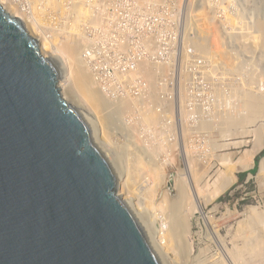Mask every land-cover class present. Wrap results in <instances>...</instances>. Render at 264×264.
Listing matches in <instances>:
<instances>
[{
  "label": "rangeland",
  "instance_id": "rangeland-1",
  "mask_svg": "<svg viewBox=\"0 0 264 264\" xmlns=\"http://www.w3.org/2000/svg\"><path fill=\"white\" fill-rule=\"evenodd\" d=\"M2 1L11 12L18 5L30 13L13 12L20 14L43 51L44 43L45 48L51 44L64 51L63 45L70 47L75 40H84L79 51L67 52L69 57H65L72 80L66 86H74L76 92L78 67L82 64L90 71L84 56L86 33L81 26L93 1L75 0L85 15L79 18L57 15L53 0ZM173 10L184 14L165 15L154 10L153 18L142 23L144 29L136 28L138 36L129 38L127 34L125 40L134 45L132 51L140 50L152 61L139 67L140 74L129 72L134 64L123 70L125 65L113 57L117 48L104 54L114 60L107 66L116 84L129 83L123 96L131 100L132 94L138 93L132 97L136 103L125 98L129 105L113 110L105 96L103 101L98 95L85 94L86 99L82 88L83 93L80 89L79 94L74 93L81 102L76 103L69 88L62 93L82 113L95 116L112 157L122 152L120 161L129 177H124L121 196L132 201L135 213L147 217L150 234V225L155 226L153 238L163 264H264V104L261 99L258 112L252 110L255 106L246 108L243 101L253 93L264 100V0H183L180 6L174 4ZM31 19L41 30L37 34L32 33ZM147 31L167 37L162 40L164 45L147 48ZM48 47L44 54L49 57H45L58 60ZM124 49V55L130 52L124 53ZM186 158L190 160L189 183L199 184L204 214L192 216L189 226L185 219L183 224L189 227L185 236L180 224L169 218L177 207L179 182H188ZM241 173L245 176L240 179ZM163 175L169 176V184L164 190H155Z\"/></svg>",
  "mask_w": 264,
  "mask_h": 264
},
{
  "label": "water",
  "instance_id": "water-1",
  "mask_svg": "<svg viewBox=\"0 0 264 264\" xmlns=\"http://www.w3.org/2000/svg\"><path fill=\"white\" fill-rule=\"evenodd\" d=\"M67 82L0 4V264H162Z\"/></svg>",
  "mask_w": 264,
  "mask_h": 264
},
{
  "label": "bare ground",
  "instance_id": "bare-ground-1",
  "mask_svg": "<svg viewBox=\"0 0 264 264\" xmlns=\"http://www.w3.org/2000/svg\"><path fill=\"white\" fill-rule=\"evenodd\" d=\"M18 1H20V0H18ZM35 2H37V1H40V2H42V0H34ZM16 3H17V1H16ZM43 3V2H42ZM0 4H2V6L6 9V10H8L7 9V5H5V4H7L6 2L4 3L2 0L0 1ZM19 4V3H18ZM93 4H94V6L96 7V6H98V2L96 1V0H93ZM107 0H104L103 1V3H101L100 5H99V11L98 12H96V13H94L93 15H91L92 13V9H91V7H89V8H87V10H86V15H87V18L88 19H85L86 21L85 22H91V23H95V24H99V25H96L95 27H99V28H101V29H103V33H101V38L99 39V42L100 43H103V48L104 49H101V51H100V53H95V51L96 50H94V48L95 47H89V48H87V47H85V49H84V56L85 57H87V60H86V64H87V67H88V69H89V66H90V63H91V66H90V71H91V67H93V68H96V69H98L100 66H101V63L102 62H105V63H107V65H113V63H114V60H109L107 57H104V54H105V52H106V50L107 49H115V48H117L118 49V52H115V53H113V57H116V61H119L120 63H123V66L125 65V67H123V70H125V71H128V69H129V64H134V66H133V71H130L131 72V75H133V74H138L139 72H138V70H139V67H141L142 65H145V63H147V62H149L150 64H152V61L149 59V58H147L146 57V55H144V53H140V50L139 51H137V53H134L133 51H132V49H133V47H134V45H131L130 44V42H126V40H125V38H127V34H129V38H131L130 36L131 35H136V36H138L139 35V33H140V31L139 30H137L136 29V27H138V28H142V29H144V27H142L141 25H134V24H132V21L131 20H129L128 22L126 21L128 18H129V14L126 16V17H124L123 16V12H124V10H120V12H119V14L117 15V16H110L109 14H108V10H110V9H107L106 7H107ZM111 4L112 5H114V0L111 2ZM27 5V4H26ZM7 6V7H6ZM52 6H55L56 7V11H58L57 9H59V14H57V15H59V16H70V17H81L82 15L85 17V15L81 12V8H79V6H77V7H74V2H70V3H68V2H65L64 3V6H61V2L59 1V0H53V2H52ZM11 7V6H10ZM9 8V7H8ZM15 8V10L18 12V13H20V14H22L24 11L22 10V7L21 6H18V5H14V7H13V9ZM110 8V7H109ZM10 9V8H9ZM43 10V12H46V10H44V9H42ZM16 11H13V12H16ZM7 12H9L12 16L14 15L15 17H18V18H20L21 19V17H20V14H18V13H13V12H11V10L9 11H7ZM32 12V11H31ZM26 13V12H25ZM104 13H106L107 15H108V17H109V20H108V17L106 18V20H105V18H104ZM18 14V15H17ZM26 14H28V16H30V13L29 12H27ZM25 15V14H24ZM26 17V16H25ZM31 17H33V16H31ZM31 17H29V18H31ZM83 18V17H82ZM135 18H133V20H134ZM31 22H32V24L34 25V28H35V30L34 31H32V33L34 32V33H36L37 34V32L40 30V28H39V26L37 25V21H35L34 19L32 20H30ZM81 21V20H80ZM25 24V23H24ZM30 24V23H29ZM31 27H33L32 25H30ZM29 26V27H30ZM85 25L83 24V26H81L82 27V31L83 32H85L86 33V36H85V40L86 41H89L90 42V39L93 37L92 36V34H90V30H88L87 29V27H84ZM136 26V27H135ZM25 27H26V25H25ZM111 29V30H110ZM27 30H28V32H29V29L27 28ZM113 30H115V31H119V35H118V37H117V42H113V40H112V36H113V33H112V31ZM41 31V30H40ZM43 32V31H42ZM30 34H31V32H29ZM33 33V34H34ZM145 34H146V38H148L146 41H145V44L144 45H146L147 46V48L148 47H151V45L152 44H156V45H164L163 44V42H162V40L163 39H165L166 40V38L167 37H162V36H160V35H157L154 31H147V32H144ZM35 38V37H34ZM37 39V38H36ZM37 41H38V39H37ZM84 40L83 39H79V40H75V42H74V44H71V46L70 47H66L67 45H63V48H64V51H63V49L60 51V49H58L57 47H55V46H53V45H49L48 44V46H50V55H52V56H54L55 54L58 56H56L57 58H58V61L63 65V67H64V69H65V71H66V73H67V75H68V78H69V82H67V83H65L63 86H62V92L64 91V93H67L66 92V88L68 89V90H71V93L73 94V97L74 98H77L76 100H78V101H76V103L77 102H81L80 100H79V95L77 96V94H74V93H78V90L80 89V92L82 91L81 90V88L83 89V91H84V97L86 96L85 94H87V95H89L90 97L94 94V95H96V97H97V95H98V97L100 96V98L103 100V101H105L104 99H103V97L102 96H105L106 97V99L108 100V103H109V105L111 106V108L110 109H115V107H118L119 108V106H120V109L121 108H123V107H125V106H128L129 105V103L126 101L127 99L128 100H130V98H127V97H124L123 95H124V91H125V88L126 87H128V85H129V83H128V81L127 82H122V83H119V85H117L116 83H117V81L115 80V78L112 76V74L110 73V71H108L107 70V76H106V74H102L101 72H95L94 73V75L96 76V78L94 79L93 78V74L91 75V73H92V71L90 72V74H88L89 72H87V69H85V67H83L82 66V64H81V66H79L78 67V69H77V73L76 74H79V86H78V90H77V87H76V92H75V90H73V87H69L68 85L71 83V77H70V73L68 72L69 70V68H68V61H67V59L65 58L67 55H68V53L67 52H77V51H79L78 49H79V45H82V43H85V42H83ZM89 42H88V44H89ZM94 42H97V41H94ZM111 42V43H110ZM158 42V43H157ZM47 44V43H46ZM123 45H125L124 47H123ZM44 53H45V49L48 47L47 45V47L45 48V43H44ZM85 46V45H84ZM49 48V47H48ZM66 48V49H65ZM125 48V49H124ZM42 49H43V47H42ZM123 49H124V53H126L125 51L126 50H129L130 52H128L126 55H133L132 57H129V58H127V56L126 55H124L123 53H122V51H123ZM105 50V51H104ZM48 51V50H47ZM88 52H89V56H88ZM67 53V54H66ZM65 55V56H64ZM106 55V54H105ZM45 56H48L49 57V54H45ZM55 57V58H56ZM67 57H69V56H67ZM79 57V56H78ZM81 59L82 58H80L79 57V60L81 61ZM76 61V60H75ZM82 62V61H81ZM83 63V62H82ZM88 64H89V66H88ZM120 68V67H119ZM118 68V69H119ZM114 69H116L115 68V66H114ZM140 74V73H139ZM91 75V76H90ZM72 76V75H71ZM137 77V76H136ZM74 78V77H73ZM81 79V80H80ZM77 83H78V81H77ZM66 84H68L67 86H66ZM98 87V89H97V87ZM134 88V87H133ZM137 89V88H136ZM224 89V88H223ZM231 91H229V92H233L232 91V89H230ZM83 91H82V93H83ZM133 92H134V89L132 90ZM137 91H138V89H137ZM85 92H87V93H85ZM227 92V91H226ZM233 93H235V91L233 92ZM79 94V93H78ZM135 94H138V93H135ZM135 94L133 95L132 94V97L133 96H135ZM66 95V94H65ZM222 95V94H221ZM76 96V97H75ZM81 96V95H80ZM131 96V95H130ZM225 96V95H224ZM232 96H233V94H232ZM251 96V97H250ZM250 96H247V98L246 99H243V101L245 100V102H244V105L246 106V108H248V107H254V109L252 108V110H257L258 111V107H260V105L259 104H264V100H263V98H262V96L260 97V96H258V95H256V93L254 94H252V95H250ZM69 97V96H68ZM132 97H131V100H130V102H133V103H136L133 99H132ZM136 97V96H135ZM137 97H138V95H137ZM219 97V96H218ZM234 97V96H233ZM86 99H88L87 98V96L85 97ZM93 99L95 98V97H92ZM91 98V99H92ZM121 98H122V100H121ZM125 98H127L126 100H125ZM66 99V98H65ZM90 99V98H89ZM93 99H92V101H93ZM97 98H95V101L98 103V101L96 100ZM99 99V98H98ZM261 99H262V101H261ZM67 100V99H66ZM73 100V99H72ZM125 100V101H124ZM87 101H89V100H87ZM99 101H101V100H99ZM103 101H101L100 103H102ZM235 101V100H234ZM85 102V101H84ZM117 102H118V104H117ZM237 102V101H236ZM235 102V103H236ZM262 102V103H261ZM120 103V104H119ZM132 106V105H131ZM257 107V109H255ZM83 108V107H82ZM108 107H106V109H107ZM250 108V109H251ZM262 108V107H261ZM260 108V109H261ZM109 109V110H110ZM124 109V108H123ZM259 109V110H260ZM95 110V109H94ZM98 110V109H97ZM109 110H107V111H109ZM261 110H263V108L261 109ZM80 111V110H79ZM103 111V110H102ZM101 111V112H102ZM232 111V110H231ZM81 112V111H80ZM228 112V111H227ZM259 112V111H258ZM225 113V112H224ZM234 112H232V114H233ZM99 114H100V112H99ZM132 114V113H131ZM108 115V114H107ZM98 116V115H97ZM232 117V116H231ZM104 118H106V117H104ZM111 118V117H110ZM90 119L93 121V123H94V125H95V127L97 128V130H98V132L100 133V130H99V124H97L96 122H95V116H94V118L93 117H91L90 116ZM95 119V120H94ZM125 119V118H124ZM256 119V118H255ZM101 120V119H100ZM119 120V119H118ZM98 121V120H97ZM104 121V120H103ZM109 121V120H108ZM111 121V120H110ZM124 121V120H123ZM129 123V122H128ZM98 125V126H97ZM154 125V124H153ZM103 127V126H102ZM105 127V126H104ZM108 127V126H107ZM155 127V126H154ZM156 128V127H155ZM103 129V128H102ZM105 129V128H104ZM137 129V128H136ZM181 129H185L184 127L183 128H181ZM197 129V128H196ZM155 130H157V128L155 129ZM102 132H103V130H102ZM108 132V131H107ZM133 132V131H132ZM135 132H137V131H134V133ZM147 132V131H146ZM106 133V132H105ZM104 133V134H105ZM133 133V134H134ZM137 134V133H136ZM150 134V133H149ZM183 134V133H182ZM185 134V133H184ZM138 135V134H137ZM138 136H140V135H138ZM183 136V135H182ZM107 137V136H106ZM109 137V136H108ZM137 137V136H136ZM135 137V138H136ZM142 137V136H141ZM140 137V139H139V137H137L138 138V140H141L142 138ZM144 138V137H143ZM185 138V137H184ZM183 138V139H184ZM113 141V140H112ZM137 141V140H136ZM108 142V141H107ZM114 142V141H113ZM138 143H140L139 141H137ZM157 142V141H156ZM176 142H178V141H176ZM175 143V142H174ZM147 144H149V143H147ZM121 145V144H120ZM184 146H185V149H186V144H183ZM260 145V144H259ZM121 147V146H120ZM141 147V146H140ZM170 147V146H169ZM150 149V148H149ZM171 149V148H170ZM144 150V149H143ZM148 150V149H147ZM111 151V150H110ZM109 151V152H110ZM122 151V150H121ZM148 151H150V150H148ZM186 151V150H185ZM256 151H258V150H256ZM119 152V151H118ZM114 153V152H113ZM112 153V154H113ZM116 153V152H115ZM150 153H151V155H153V153L150 151ZM155 153H157V152H155ZM178 153V152H177ZM193 154V153H192ZM254 154L255 153H253L252 154V156L254 157ZM195 155V154H194ZM114 156V155H113ZM122 157H123V155H122V152H120V153H116L115 154V157H113L114 158V160H115V162H116V164H117V166L119 167V169H120V171H121V173H122V175H123V178L124 177H129V175L127 174V172H126V169H124V167L122 166V164H121V161L120 160H122ZM151 158H153V157H151ZM185 159V158H184ZM124 161V160H123ZM186 168H185V170H186V178L188 179V184L187 183H184L185 181L182 179V182L180 183L179 182V180H178V182H179V187L176 189L177 190V196H176V200H177V207H176V209H175V212L173 213V214H171L170 215V218H169V220L171 221V222H175V224L177 223V224H180V227H181V231L184 233V235L186 236V232L189 230L188 228H186L185 226H187V225H185L184 226V224H183V222L185 221V219H187V220H189V222H187V223H189L188 224V226L190 225V223H191V221H192V219H191V217L192 216H197V215H203L204 213H203V209H202V207H200L201 205H199L200 204V189H199V184L197 185V184H191V183H189V181H190V178H189V173H190V160H189V158H186ZM263 162V161H262ZM128 164V163H127ZM148 169H149V167H148ZM210 169V168H209ZM208 170V169H207ZM208 171H210V170H208ZM207 172V171H206ZM195 173V172H194ZM138 176H140V174H138ZM142 176V175H141ZM140 176V177H141ZM164 176V175H163ZM195 176V175H194ZM162 177V176H161ZM183 176H181V178H182ZM194 178V177H193ZM139 179H141V178H139ZM144 179V178H143ZM169 179V176H164L163 178H162V181H161V184L159 185V186H156L157 188L155 189V190H158V191H161V190H164V188L165 187H167V184H169L168 183V181L170 180H168ZM128 181V180H127ZM132 181V180H131ZM196 182H198L197 180H196ZM131 182L129 181V183L127 182L126 184L127 185H129ZM125 184V185H126ZM137 184V183H136ZM177 184V183H176ZM176 184H175V186L174 187H172L173 189H175V187H176ZM129 187V186H128ZM127 187V188H128ZM130 188V187H129ZM128 188V189H129ZM175 200V201H176ZM174 201V202H175ZM173 202V203H174ZM132 201L130 202V200L128 201V204H130L131 206H132ZM202 204V203H201ZM170 205V204H169ZM172 205H174V204H172ZM198 206V207H197ZM133 207V206H132ZM133 209H135V207H133ZM136 215H137V217L139 218V220L140 221H142V223H143V225H144V227H145V229L146 230H148L147 231V233H148V236H149V239H150V242H151V244H152V247H153V249L155 250V252H156V254H157V256L160 258V260H161V262H162V264H163V261H162V259L163 258H161L162 256H160L161 255V253L159 254V252L157 251V244H156V242H155V239L153 238L154 236H155V234H156V228H155V226L154 225H150V227H151V231H152V233L150 234V228H149V226H148V222H147V217L145 216V215H141V213H139V212H137L136 213ZM145 223H146V225H145ZM178 229V228H177ZM180 229V228H179ZM182 232H180V230H179V233H181L182 234ZM176 234H179V233H177V232H175ZM183 234H182V237L184 236ZM151 236V237H150ZM181 236V235H180ZM181 237V238H182ZM189 237V236H188ZM188 239V238H187ZM188 241H189V239H188ZM187 244H188V242L186 243V244H184L185 246H187ZM156 245V246H155ZM191 245H192V243H191ZM189 246V245H188ZM188 248V247H187ZM188 252V251H187ZM258 252V251H257ZM189 254V253H188ZM260 255V254H259ZM260 259V258H259ZM199 261V260H198ZM209 262V261H208ZM198 263V262H197ZM201 264V263H200ZM212 264V263H211Z\"/></svg>",
  "mask_w": 264,
  "mask_h": 264
},
{
  "label": "built area",
  "instance_id": "built-area-1",
  "mask_svg": "<svg viewBox=\"0 0 264 264\" xmlns=\"http://www.w3.org/2000/svg\"><path fill=\"white\" fill-rule=\"evenodd\" d=\"M15 1H18V0H15ZM59 1L61 2V6H64L65 2H68V3L74 2V7L78 6L75 0H59ZM87 1H93V0H87ZM96 1L98 2V6L95 7L94 4L92 5L91 15L99 11V5L103 3L104 0H96ZM112 1L113 0H107L108 4L106 8L110 9L108 10V14L110 16L115 17L119 14L120 10H124L123 12L124 17H126L129 14V18L126 21L128 22L129 20H131L132 24L134 25L135 24L142 25L144 20L148 18H153L152 15L154 14V10L158 11V13L160 14H165V15H176V14L183 15L184 14L182 12L173 10V5L177 4L178 6H180V2H183V0H114V5L111 4ZM22 10L26 13L28 12L25 9V7H23ZM103 16L105 20L108 17L106 13H104ZM133 18L135 19L133 20ZM108 20H109V17H108ZM84 25H85L84 27H87V29L90 30V34H92L93 36L90 39V42L86 41L85 47L87 48L95 47L94 48V50H96L95 53H100L101 49H104V48H103V43L99 42V39L101 38V36L98 34L103 33V29L99 27H95L96 25H99V24H95L91 22H85ZM112 33L119 34V31L113 30ZM112 40L113 42H117L116 38L112 37ZM94 41H97V42H94ZM88 56H89V52H88ZM90 66H91V63H90ZM107 70H108V66H107V63L105 62H102L101 66L98 69L91 67V71H92L94 79L96 78V76L94 75L95 72L98 71V72H101L102 74H106ZM130 71H132V69Z\"/></svg>",
  "mask_w": 264,
  "mask_h": 264
},
{
  "label": "trees",
  "instance_id": "trees-1",
  "mask_svg": "<svg viewBox=\"0 0 264 264\" xmlns=\"http://www.w3.org/2000/svg\"><path fill=\"white\" fill-rule=\"evenodd\" d=\"M262 154L264 155V150H263V152H262ZM258 161V159H256V162ZM245 176V173H241V174H239V178L241 179V178H243Z\"/></svg>",
  "mask_w": 264,
  "mask_h": 264
}]
</instances>
